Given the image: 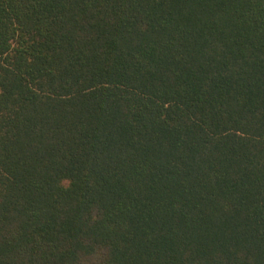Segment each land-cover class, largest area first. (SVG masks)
Masks as SVG:
<instances>
[{
	"label": "trees",
	"instance_id": "16d2710c",
	"mask_svg": "<svg viewBox=\"0 0 264 264\" xmlns=\"http://www.w3.org/2000/svg\"><path fill=\"white\" fill-rule=\"evenodd\" d=\"M0 264H264V0H0Z\"/></svg>",
	"mask_w": 264,
	"mask_h": 264
}]
</instances>
